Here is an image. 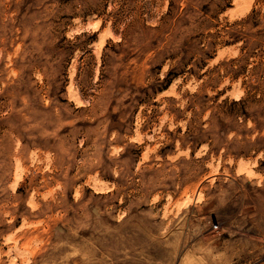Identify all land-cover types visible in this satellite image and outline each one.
<instances>
[{
  "label": "rangeland",
  "instance_id": "rangeland-1",
  "mask_svg": "<svg viewBox=\"0 0 264 264\" xmlns=\"http://www.w3.org/2000/svg\"><path fill=\"white\" fill-rule=\"evenodd\" d=\"M0 264H264V0H0Z\"/></svg>",
  "mask_w": 264,
  "mask_h": 264
},
{
  "label": "built area",
  "instance_id": "built-area-1",
  "mask_svg": "<svg viewBox=\"0 0 264 264\" xmlns=\"http://www.w3.org/2000/svg\"><path fill=\"white\" fill-rule=\"evenodd\" d=\"M214 229L218 228L217 224L212 225Z\"/></svg>",
  "mask_w": 264,
  "mask_h": 264
}]
</instances>
